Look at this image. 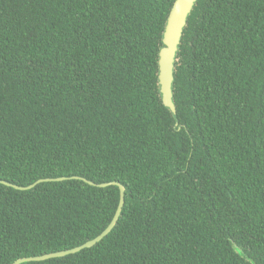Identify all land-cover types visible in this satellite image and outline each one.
<instances>
[{
    "label": "trees",
    "instance_id": "trees-1",
    "mask_svg": "<svg viewBox=\"0 0 264 264\" xmlns=\"http://www.w3.org/2000/svg\"><path fill=\"white\" fill-rule=\"evenodd\" d=\"M0 0V179L118 181L90 248L22 264H264V0ZM117 185L0 183V264L99 235Z\"/></svg>",
    "mask_w": 264,
    "mask_h": 264
},
{
    "label": "water",
    "instance_id": "water-1",
    "mask_svg": "<svg viewBox=\"0 0 264 264\" xmlns=\"http://www.w3.org/2000/svg\"><path fill=\"white\" fill-rule=\"evenodd\" d=\"M196 1L197 0H175L165 26V30L163 34V46L161 47L159 52L158 78L160 83L162 100L164 105L169 107L173 111V113L177 112V108L174 102V93H173V82L175 78V63L177 61V53L183 36L184 28L187 24V19L190 13L192 12ZM68 179H81L90 185L98 186V187H107L109 185L119 186L120 188L119 204L111 222L99 235L82 243L81 245L60 251L44 253L41 255L18 258L12 264H22L24 262H29V261H43L50 258L63 257L69 254L77 253L85 248L93 247L98 242L102 241L117 225L126 202V187L118 181L96 183L88 178L78 175H73L69 177L62 176L56 178H41L25 186L14 184L3 179H0V183L14 187L15 189H19V190H29L31 188H34L37 184L41 182L63 181Z\"/></svg>",
    "mask_w": 264,
    "mask_h": 264
}]
</instances>
